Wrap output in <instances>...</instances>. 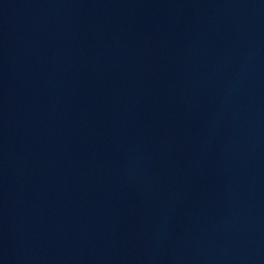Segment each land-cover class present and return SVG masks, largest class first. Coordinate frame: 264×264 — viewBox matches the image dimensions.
Instances as JSON below:
<instances>
[{"label": "water", "instance_id": "1", "mask_svg": "<svg viewBox=\"0 0 264 264\" xmlns=\"http://www.w3.org/2000/svg\"><path fill=\"white\" fill-rule=\"evenodd\" d=\"M0 264H264V0H0Z\"/></svg>", "mask_w": 264, "mask_h": 264}]
</instances>
